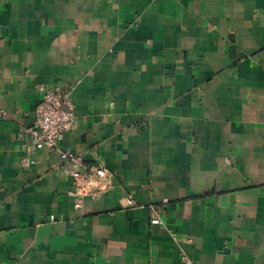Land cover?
Segmentation results:
<instances>
[{"label": "crops", "instance_id": "0c3cea01", "mask_svg": "<svg viewBox=\"0 0 264 264\" xmlns=\"http://www.w3.org/2000/svg\"><path fill=\"white\" fill-rule=\"evenodd\" d=\"M40 85L114 177L80 206L21 164ZM0 109L1 263L264 264V0H0Z\"/></svg>", "mask_w": 264, "mask_h": 264}, {"label": "built area", "instance_id": "2783aa9c", "mask_svg": "<svg viewBox=\"0 0 264 264\" xmlns=\"http://www.w3.org/2000/svg\"><path fill=\"white\" fill-rule=\"evenodd\" d=\"M39 90L41 98L35 107L33 123L27 128L32 143L26 147L21 164L29 166L34 163L32 155L38 150L58 152L62 160L59 169L66 176L72 178L74 188L71 194L74 196L75 206H80L83 196L98 197L113 188L114 177L102 163L87 165L81 154L59 150L58 142L66 132L75 127V114L70 101V91L48 88L43 85L39 86ZM6 115V111L0 109V116ZM126 201L128 204H132L134 199L128 194ZM158 221V218L152 219V222ZM183 259L189 261L186 258ZM0 264L7 263L0 262Z\"/></svg>", "mask_w": 264, "mask_h": 264}]
</instances>
